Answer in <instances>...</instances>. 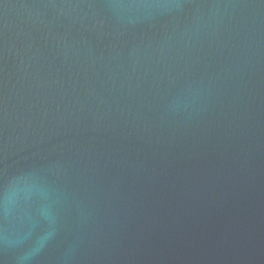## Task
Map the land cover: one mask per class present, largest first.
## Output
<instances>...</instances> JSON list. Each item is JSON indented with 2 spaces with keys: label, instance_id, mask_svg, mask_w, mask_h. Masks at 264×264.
<instances>
[{
  "label": "water",
  "instance_id": "water-1",
  "mask_svg": "<svg viewBox=\"0 0 264 264\" xmlns=\"http://www.w3.org/2000/svg\"><path fill=\"white\" fill-rule=\"evenodd\" d=\"M0 264H264V0H0Z\"/></svg>",
  "mask_w": 264,
  "mask_h": 264
}]
</instances>
